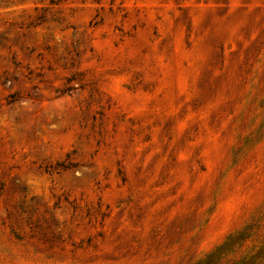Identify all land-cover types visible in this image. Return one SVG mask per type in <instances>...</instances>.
I'll list each match as a JSON object with an SVG mask.
<instances>
[{"label":"rangeland","instance_id":"374dc122","mask_svg":"<svg viewBox=\"0 0 264 264\" xmlns=\"http://www.w3.org/2000/svg\"><path fill=\"white\" fill-rule=\"evenodd\" d=\"M0 264H264V0H0Z\"/></svg>","mask_w":264,"mask_h":264}]
</instances>
